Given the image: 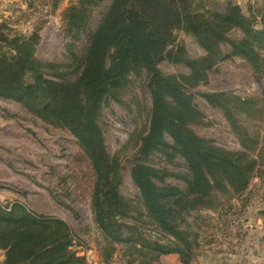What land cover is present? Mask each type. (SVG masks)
Masks as SVG:
<instances>
[{"label":"trees","instance_id":"trees-1","mask_svg":"<svg viewBox=\"0 0 264 264\" xmlns=\"http://www.w3.org/2000/svg\"><path fill=\"white\" fill-rule=\"evenodd\" d=\"M61 1L54 0L53 10ZM222 1L111 0L89 37L85 54L71 53V66L82 69L75 80H65L55 65L36 56L38 34L10 36L0 25V99L21 104L77 138L96 176L92 209L109 247L108 263L122 246L126 264H156L171 254L189 264L199 245L201 226L186 221L189 212L211 208L215 193L241 195L264 165V147L252 157L249 151L257 144L250 145L252 140L238 127L234 115L260 114L264 107H256L253 98L204 95L211 106L223 111L246 151L224 150L188 127L199 116L192 97L180 81L158 68L164 59L182 63L190 73L187 82H198L217 62L239 57L257 76L264 75V3L245 12L236 0ZM102 2L82 0L81 6L68 9L65 17L70 31L82 28L88 8ZM177 31L194 39L207 56L189 60L180 48L168 51ZM233 31L241 36L232 38ZM143 71L148 76L152 109L149 131L141 139L139 157L130 171L137 194L129 197L120 188V159L107 153L98 117L103 101L118 100V91L129 83L131 74ZM153 154L168 160L182 157L188 172L171 174L147 165ZM169 176L183 181L185 187L168 184ZM74 242L65 221L34 214L18 203L0 204V249L5 251V264H88L87 257L74 249Z\"/></svg>","mask_w":264,"mask_h":264},{"label":"rangeland","instance_id":"rangeland-1","mask_svg":"<svg viewBox=\"0 0 264 264\" xmlns=\"http://www.w3.org/2000/svg\"><path fill=\"white\" fill-rule=\"evenodd\" d=\"M81 1L62 0L53 10L54 0H0V25L10 36L38 34L40 42L36 56L55 65L65 80H75L82 69L71 66V53L79 57L85 54L89 37L111 3V0H103L88 8L82 28L70 31L65 14L68 9L79 7ZM236 1L245 12L250 7L258 9L264 3V0ZM220 3L224 1L220 0ZM176 36L168 51L175 52L180 48L189 60L207 56L206 51L184 32L177 31ZM240 36L239 31L231 32L232 38ZM223 49L229 51L227 46ZM158 68L165 76H174L180 81L184 92L192 97L199 112L197 120L188 124L193 132L224 150L246 151L223 111L211 106L204 95L253 98L256 107L263 108L264 75L257 76L239 57L217 62L198 82H187L190 73L182 63L164 59ZM131 75L129 83L118 91V100L103 101L98 123L107 153L120 159L121 191L134 197L137 190L130 171L139 157L141 139L149 131L152 98L146 72ZM234 115L238 127L253 141L250 145L257 144L253 152L249 151L256 158L257 151L264 147V110L255 115L243 112ZM167 140L172 142L169 136ZM145 163L171 174L188 172L185 160L180 156L168 160L153 154ZM95 181L91 161L73 134L57 124L43 121L19 103L0 99V204L10 207L18 203L34 214L65 221L79 255L92 251L91 264L96 262L95 255L104 264L112 260L125 264L122 246L109 258V263L105 261L109 247L92 209ZM166 182L185 187V183L174 176L167 177ZM214 195L211 208H197L186 217V221L195 227L201 225L199 245L189 264L209 261L215 264H264V165L255 171L249 187L241 195L233 191ZM5 260V251L0 249V264H5Z\"/></svg>","mask_w":264,"mask_h":264},{"label":"crops","instance_id":"crops-1","mask_svg":"<svg viewBox=\"0 0 264 264\" xmlns=\"http://www.w3.org/2000/svg\"><path fill=\"white\" fill-rule=\"evenodd\" d=\"M257 1H259V0H257ZM239 4V3H238ZM91 253H92V251H89L88 253H87V260H88V264H91V261H90V259H89V256L91 255ZM94 260H96V262L98 263H100V264H104V263H102L100 260H99V257L97 256V255H95L94 256ZM99 260V261H98ZM95 262V264H97ZM110 264H117V263H115V262H111ZM126 264V263H125ZM156 264H183L182 262H181V260H180V257L178 256V255H176V254H171V255H165V256H162L161 258H160V260H159V262L158 263H156ZM206 264H215L213 261H209L208 263H206Z\"/></svg>","mask_w":264,"mask_h":264},{"label":"built area","instance_id":"built-area-1","mask_svg":"<svg viewBox=\"0 0 264 264\" xmlns=\"http://www.w3.org/2000/svg\"><path fill=\"white\" fill-rule=\"evenodd\" d=\"M100 233H101V235H102V232L100 231ZM84 254V256H87V253H83Z\"/></svg>","mask_w":264,"mask_h":264}]
</instances>
